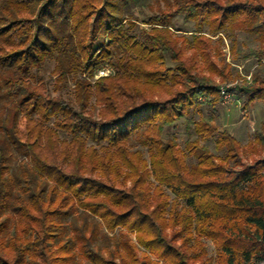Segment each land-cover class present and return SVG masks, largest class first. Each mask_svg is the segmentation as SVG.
<instances>
[{"label": "trees", "instance_id": "16d2710c", "mask_svg": "<svg viewBox=\"0 0 264 264\" xmlns=\"http://www.w3.org/2000/svg\"><path fill=\"white\" fill-rule=\"evenodd\" d=\"M158 2L0 0V264H209L202 239L217 264L264 262V128L244 148L190 117L235 78L225 40L235 61H264V0ZM176 16L193 31L172 28ZM235 31L259 47L240 49ZM230 91L246 112L264 103V76ZM179 121L186 153L161 138ZM95 226L108 255L90 247Z\"/></svg>", "mask_w": 264, "mask_h": 264}, {"label": "rangeland", "instance_id": "374dc122", "mask_svg": "<svg viewBox=\"0 0 264 264\" xmlns=\"http://www.w3.org/2000/svg\"><path fill=\"white\" fill-rule=\"evenodd\" d=\"M116 4L120 7L126 5L128 6V4H130V0H105L102 12L112 11ZM158 8L165 9V5L163 4L162 0H159L158 4L154 6V12H157ZM130 11L138 20H142L145 16L150 14L148 11L140 13L136 9H131ZM96 25L98 27V33L96 39L93 41V49L98 48L102 42H104L106 36V29L100 18L96 20ZM172 28H177L183 31H193L192 23L186 21L180 16H176L172 20ZM234 34L240 49L244 48L243 50L246 51L247 49H257L259 47L257 36L245 35L241 31H235ZM228 47L229 41L225 40L224 46L222 47L225 54V62L230 66L231 70L236 73L234 74V80L228 84L221 85L220 90L225 92L224 95L228 94L226 96L229 98L224 99L223 95L221 94L220 96H222V102L220 104L214 107L210 105L199 106L190 112V117L195 120H197L200 116L212 117L215 121L216 127L219 130H225L229 132L240 143V145L245 148L246 143L252 137V133L264 128V103H254L252 108H250L248 111H242L240 109L241 100L236 95V93L230 90L236 86H241L243 82L249 83L251 81L252 74L255 72H258L264 76V61H256L253 59L235 61L236 57L229 55ZM51 69L52 66L49 65L47 67L46 73L44 74V78L46 80H48ZM110 74L111 70L101 69L96 73L94 79ZM161 138L162 140L174 139L181 150L186 153L183 121L177 122L173 128L164 129ZM193 138H195V136H193ZM202 144L206 145L214 155H221L220 152H217L214 149L213 138L203 141ZM136 148L142 150L143 152L145 151L139 146H136ZM12 154L13 155L9 157L8 163H10L12 168L13 177H15V175L20 176L21 167L23 166V158L15 151ZM192 162L193 160L191 158L187 160L188 165H190ZM24 181L25 180L23 179H19V181L15 179V186H20V188H22L24 186ZM166 194L172 198V194L169 191H166ZM95 228L96 235L93 237L90 247L103 255H108V253L113 250L114 242L112 239H108L104 236V231L101 227L95 226ZM201 241L205 249L206 258L209 260V264H217L218 258L213 243L208 239H202ZM259 264H264V262Z\"/></svg>", "mask_w": 264, "mask_h": 264}, {"label": "built area", "instance_id": "2783aa9c", "mask_svg": "<svg viewBox=\"0 0 264 264\" xmlns=\"http://www.w3.org/2000/svg\"><path fill=\"white\" fill-rule=\"evenodd\" d=\"M100 73H102V72H100ZM224 93H225V92L221 91V94L223 95L224 99L229 98L228 96H226V95H228V94L224 95Z\"/></svg>", "mask_w": 264, "mask_h": 264}]
</instances>
